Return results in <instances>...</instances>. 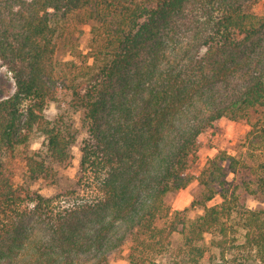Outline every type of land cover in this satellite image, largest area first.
<instances>
[{
  "label": "trees",
  "instance_id": "16d2710c",
  "mask_svg": "<svg viewBox=\"0 0 264 264\" xmlns=\"http://www.w3.org/2000/svg\"><path fill=\"white\" fill-rule=\"evenodd\" d=\"M262 1L0 0V70L15 82L0 100V264H110L127 243L132 259L166 250L177 233L195 263L213 259L212 245L230 264H264V207L247 206V194L264 202V166L255 176L219 150L191 172L202 134L222 118L250 124L264 109ZM91 22L84 53L74 36ZM61 45L74 59L56 60ZM61 93L69 109L51 119L47 106ZM77 144L72 188L32 191L31 182L60 181ZM19 154L22 185L6 167ZM194 179L203 213L173 216L168 195ZM216 231L219 239L199 243Z\"/></svg>",
  "mask_w": 264,
  "mask_h": 264
},
{
  "label": "rangeland",
  "instance_id": "374dc122",
  "mask_svg": "<svg viewBox=\"0 0 264 264\" xmlns=\"http://www.w3.org/2000/svg\"><path fill=\"white\" fill-rule=\"evenodd\" d=\"M264 10V0L256 6V12L261 14ZM89 24L80 25L79 30L75 33L76 43L82 51H88V44L91 39V26ZM57 61H65L74 59L72 53L65 47L59 46L56 52ZM15 91V82L12 74L6 69L0 70V100L11 96ZM71 97L68 93H61L57 102L49 103L46 109V115L49 118H54L59 110H68ZM29 101H25L21 106V110H25ZM75 124L81 128L80 115L75 114ZM24 119V118H23ZM264 129V109H261L253 114L251 123H241L222 118L215 125L208 129L207 132L200 136L203 146L199 152V160L192 167L191 172L196 176L200 173L207 161L217 155L219 150H226L230 154L237 156L241 161L251 167L254 175L262 173L264 166V137L259 133V129ZM253 131V132H252ZM86 137V133L82 130L80 133V141ZM43 138L32 142L31 149L37 150L41 147ZM73 158L69 165L60 168L61 179L58 183L48 185L46 182L37 180L30 183L32 191L41 193L47 197H53L64 191L71 189L76 181V176L79 171V161L81 156L80 145L77 144L72 149ZM6 167L11 173L12 180L16 185L25 184L26 181V165L21 154L10 157L6 160ZM253 175V174H252ZM230 174L229 179L234 183H239L240 179ZM77 189L78 186H77ZM203 186L194 179L186 188L179 191L171 192L167 197V202L171 206V214L187 209L185 213L188 220H194L197 216L203 213L199 202L202 200ZM64 195V194H62ZM247 206L249 208L264 207V202L256 196V194H247ZM220 201L217 197L207 203L213 205ZM170 217V216H169ZM168 217V218H169ZM167 218L164 220L166 221ZM163 225V221L159 223ZM220 238L218 231L206 235L203 242L209 245L212 240ZM184 238L181 234H174L170 242L166 243V250L163 251H147L144 253L138 250L130 258L132 243H127L124 246V253L121 259L110 262V264H150L156 261L159 264H174L179 261L181 264H230V255L226 259H222L219 249L212 245L208 246V250L213 254V259L207 258L200 263H195L191 260L192 256L188 255V251L183 249ZM145 261V262H144Z\"/></svg>",
  "mask_w": 264,
  "mask_h": 264
}]
</instances>
